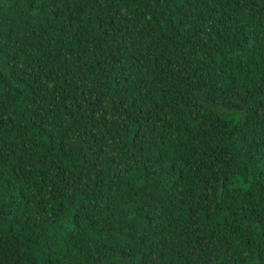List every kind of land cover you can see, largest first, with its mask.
I'll list each match as a JSON object with an SVG mask.
<instances>
[{
  "label": "trees",
  "instance_id": "obj_1",
  "mask_svg": "<svg viewBox=\"0 0 264 264\" xmlns=\"http://www.w3.org/2000/svg\"><path fill=\"white\" fill-rule=\"evenodd\" d=\"M0 264H264V0H0Z\"/></svg>",
  "mask_w": 264,
  "mask_h": 264
}]
</instances>
